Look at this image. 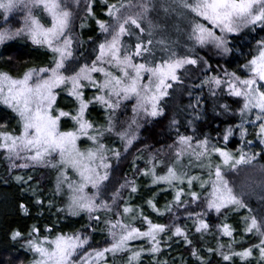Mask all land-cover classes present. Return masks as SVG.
I'll list each match as a JSON object with an SVG mask.
<instances>
[{"label": "snow or ice", "instance_id": "1", "mask_svg": "<svg viewBox=\"0 0 264 264\" xmlns=\"http://www.w3.org/2000/svg\"><path fill=\"white\" fill-rule=\"evenodd\" d=\"M95 2L0 0V46L26 38L33 46L51 54L46 66L27 67L20 75L0 70V105L10 110L17 125L16 129L8 130L7 123L0 124V151L9 161L10 172L38 167L53 170L56 175L52 196L64 200V206L58 207L57 212L67 217L85 214L88 221L82 229L72 232H54L53 227H45L43 235L41 228L34 224L26 235L17 229L11 232L10 238L21 242L22 249L31 253L28 264H115L117 258L124 264H142L145 256L151 264H168L159 258L163 246L171 247L174 237L192 245L190 230L176 223L178 216L166 224L154 222L144 215L143 208L127 202L120 209L122 191H138L134 180L125 179L105 198L112 179V161H119L121 151L104 141L114 136L127 151L139 139L141 119H155L165 114L174 85L183 84L182 76L188 66L203 64L205 72L211 68L196 53L197 47L212 46L227 55L233 51L229 46L230 36L250 35L257 28L264 31V0H175L164 11H178L184 23L183 34L191 47L183 55L176 51L179 42L167 35L166 23H154L150 18L157 8L156 0H139L136 4L131 0L127 3L101 0L108 20L96 19ZM82 3L85 17L80 18ZM16 13L22 16L18 26H12ZM89 17L95 20L102 38L98 41L89 38L94 44L91 49L94 58L82 59V54L77 56L76 52L84 42L75 27L77 19ZM78 26L83 30L87 25ZM126 37L132 42L127 43ZM254 40L250 58L241 65L242 75L224 69L221 75L207 76L200 85L209 86L213 96L216 89L223 87L229 96L239 99L236 113L228 104L219 105L221 113L240 118L239 124L225 128L216 138L223 145L213 143L207 135L197 137L195 121L202 118L197 97L196 103L189 105L194 113L187 121L192 135L181 134L179 121L173 117L171 126L176 129L177 139L168 146L171 158L166 162L159 155H153L146 162L150 167L140 172L151 177L152 185L167 186L161 191L173 192L172 201L163 211L157 208L155 195L146 204L159 216L183 207L194 231L201 236L211 234L213 227L206 219L207 213L224 214L227 220L228 212L247 211L241 218L242 236L255 238L254 241L249 244L244 239L237 240L236 229L227 222L216 225V233L227 237L228 242L218 241L215 248H207V258L193 248L191 255L199 264H211L212 255L219 256L222 264H236L237 259L240 264H264V208L254 213L247 202L253 196L264 202V178L241 182L239 190L235 180L228 179L230 174L239 176L246 169H255L261 155L245 151L243 145L235 152L229 150V137L235 130H239L241 139L250 147L253 141L246 140L248 126L255 128L254 135L264 146V37H254ZM86 91L93 94L86 97ZM61 92L72 98L75 105L72 110L65 111L57 105ZM129 104L132 116L121 124L118 117L128 110ZM93 106L104 110L103 124L88 119V110ZM65 120L72 122L71 128L62 127ZM81 141L89 142L90 146L82 148ZM193 165L206 170L207 179L192 175ZM158 167L162 174L157 171ZM259 173L264 177V165L259 166ZM13 178L18 184L29 185L24 191L32 193L37 206L45 205L39 196V185L33 188L30 184L31 175ZM194 185L199 186V192L193 190ZM190 204H197L203 211L191 210ZM52 206L50 199L47 207ZM19 207L25 215L29 213L26 205ZM101 223L105 225L108 239L105 246L94 247L92 233ZM136 241L146 243L136 245ZM237 244L241 245L239 250L235 247ZM0 264L23 262L18 256H10L0 260Z\"/></svg>", "mask_w": 264, "mask_h": 264}, {"label": "trees", "instance_id": "2", "mask_svg": "<svg viewBox=\"0 0 264 264\" xmlns=\"http://www.w3.org/2000/svg\"><path fill=\"white\" fill-rule=\"evenodd\" d=\"M166 1L167 2H164V0H156V12H152L150 18L156 20L158 23H166L167 35L171 40L179 42L176 51L183 55L187 52V48L191 47V43L186 41L183 34L184 23L181 20L178 11H170L168 13L164 11L165 7L174 5L175 0ZM115 2H117V0H109V3ZM127 2L128 0H125V3ZM131 2L136 4L139 0H131ZM100 3L101 2H99V4H93L95 17L99 15V17H103L101 20H108L109 18L106 15V8L104 5L100 6ZM79 11L80 18L85 17L83 9L81 10L80 8ZM82 22H87V26L83 30L78 26ZM177 29H180V31H177ZM245 31L247 32V30ZM75 32L79 34L80 39L84 42L83 47L77 49L76 55L81 56L82 54V59L94 58V55L91 54V49L94 47V44L89 42V38H91L92 41H98L102 38L100 31H97L96 29L95 20L91 17L86 20L77 19ZM254 37L257 39L264 37V31L257 28V31L250 35L242 33L239 37L230 36L229 40L231 43L229 46L233 48V51L227 55L219 53L216 49L209 46L205 48L197 47L196 53H198L200 57H203L208 65H211V68L205 72L203 64L199 66H188L187 72L182 76L183 84L174 85V88L180 89V95H177V92L171 96L168 106L165 109V114L162 117L155 119H141L140 123L142 126L138 131L139 140L137 139L134 141L127 151H125L124 145L117 138L113 137L107 142L110 147L117 148L121 151V157L119 161H112V179L105 198L110 196L111 191L118 188L119 184L124 183L125 179L134 180L138 191L136 193H130V190L128 189L123 190V199L118 202L119 208L122 209L124 203L127 202L133 207L143 208L144 215L148 216L147 211L151 208L146 204V201L155 195L157 208L161 211L164 210V206L172 201V190L168 189L167 191H161L162 188H166L167 186L152 185L151 177L141 175L140 172L150 167L146 162L153 155H159V157L166 162L171 158V151L168 146L172 145L177 139L176 129L171 126V120L173 117L179 121L178 127L181 134L192 135V128L188 126L187 121L192 119L194 113L189 105L195 104L197 97L200 98L199 110L202 113V118L195 121L194 125L197 129V137L202 138L204 135H207L212 138L213 143H217L218 146L223 145V141H217L216 138L222 134L225 128L239 124L240 118L235 114L225 115L221 113L219 105L228 104L232 109V112L236 113L239 109V99L229 96L223 87L216 89V95L213 96L209 92V86L200 87V85L207 76L221 75L222 70L224 69H227L229 72L235 71L238 75H242L241 65L250 58V45L254 47ZM125 40H128L127 37ZM157 54L162 55L163 53L158 52ZM50 56L51 54L47 51L41 52L38 47L33 46L27 40L14 41L8 43V45L0 47V70L8 71L14 76L20 75L25 71V68L32 65H47ZM99 110L103 109L99 106L90 107L88 110V119L98 124H103L105 122V117H98L97 112ZM128 112L129 111H126V113ZM217 113L221 114L217 115ZM14 121L16 120L10 110L0 105V124L7 123L9 129L11 128V125L15 123ZM124 121L121 120V124H123ZM143 129L144 131H142ZM255 142L256 143H253V146L255 147H251L256 148L257 150V147H260V144L258 140ZM242 145L244 146V150L248 151L249 146L241 139L239 130L237 129L234 131V134L229 137L227 148L234 152ZM259 150L260 152L258 151V153H261V155L258 158H261V160L263 159L264 161V150ZM7 162L5 154L0 152V260L8 259L10 256H18L19 261L23 262V264H28V261L32 258L31 253H26L22 249L21 242H14L11 240L10 236L12 231L18 229L26 235L32 225L35 224L41 228L42 235L44 234L45 227H53L54 232H72L75 231V229L70 231L68 230V227L70 224L74 223L75 220H73L74 217H67L64 213L57 212L59 205L62 207L64 206V203H61L63 200L53 202L51 208L47 207V199L52 195V190L55 185L56 173L53 170L38 167L25 171V173H23L22 170L15 171V169L10 172L9 164ZM259 166L260 165L256 164L255 169H258ZM250 169L251 168H249V170ZM157 171L161 172V168L158 167ZM205 171L206 170H202L195 165L191 168L192 175H201L204 179L207 178ZM15 175L32 176L33 179L30 184L33 188L39 185V196L45 201L43 207H39L35 204V197L32 193L30 191H24L29 185L18 184L13 178ZM50 186H52V188H50ZM197 186L198 185H194L193 189L199 192L200 190L195 188ZM247 199L249 207L253 208L254 213L261 208H264V202L260 201L258 196H253ZM20 204L26 205L29 209L27 215H25L20 209ZM189 207L196 212L203 211V208L198 207L197 204H190ZM151 211L153 210L151 209ZM41 212L43 215L39 214ZM153 213L155 212L153 211ZM228 215L229 212L227 213V216ZM173 216L179 217V219L176 220L177 224L182 227L187 226L190 230L189 238L192 240V245L186 244V246L188 245L187 248H184L185 246H183L179 252L169 253L168 258L166 259L168 264H199L196 257L191 255L193 248L197 249L201 256L207 258L205 249L209 247L215 248L217 242L223 241V238L225 240L227 239L228 242L227 237L222 238L216 233L215 227L225 219L224 214L219 216L214 212L206 214L207 221L210 225H213V227L211 229V234L200 236V239L195 235L196 232L194 231L192 220L187 218V212L184 211L183 207L179 210L173 209L172 213L160 216L161 222L159 223H172ZM233 219V221L236 222L234 217ZM152 220L157 222L156 219ZM235 224L236 223L231 225L234 229H237ZM137 226H140L139 221H137ZM92 238L94 239L91 241L92 246L102 247L106 245L108 237L103 223L97 226V231L92 233ZM176 240H180V238L174 237L172 242H175ZM235 247L239 250L241 245L237 244ZM166 252L167 251H165L164 247L161 256L165 257ZM161 256L159 257L160 259H162ZM144 258L142 262L143 264H151L149 258ZM211 264H222L219 256L212 255Z\"/></svg>", "mask_w": 264, "mask_h": 264}, {"label": "rangeland", "instance_id": "3", "mask_svg": "<svg viewBox=\"0 0 264 264\" xmlns=\"http://www.w3.org/2000/svg\"><path fill=\"white\" fill-rule=\"evenodd\" d=\"M99 2H101V0H96V4H99ZM164 2H167L166 0H164ZM94 3V4H95ZM82 6L80 7L81 8V10L82 9H84V5H83V3L81 4ZM100 6H103V4L102 3H100ZM84 11V10H83ZM80 12V11H79ZM154 12H156V10L154 11ZM21 16H22V13H16L15 14V20H13L11 23H12V26H18V21L20 20V18H21ZM80 17V16H79ZM103 17L102 16H100L99 17V15L96 17V19H102ZM153 22L154 23H158L156 20H153ZM76 23H77V21H76ZM83 23V22H82ZM86 23V25H87V22H85ZM79 24V23H78ZM185 27V26H184ZM96 29H97V31H100L99 30V28H98V26H97V24H96ZM19 40H27L26 38H22V39H17V40H14V41H19ZM14 41H10L9 43H11V42H14ZM28 41V40H27ZM127 43H131V40H125ZM28 42H30V41H28ZM31 43V42H30ZM6 45H8V44H6ZM1 47V46H0ZM209 47H212V46H209ZM213 48V47H212ZM38 49H40V51L41 52H43V51H46L44 48H40V47H38ZM50 54V53H49ZM32 66H34V65H32ZM44 66H46V65H44ZM26 69V68H25ZM22 74V73H21ZM175 89V91L173 92V94L174 93H177V95H180V89H178V88H174ZM93 93L91 92V91H86V93H85V95H86V97H90L91 95H92ZM57 105L59 106V107H61V108H63L65 111H69V110H72L74 107H75V105H74V102H73V100H72V98L71 97H69L65 92H61V94H60V96L58 97V100H57ZM167 106H168V104H167ZM167 106H166V108H167ZM165 108V109H166ZM90 109V108H89ZM127 111H129L128 113H126V112H124V114L123 115H119V121H124V120H128V118L129 117H131L132 116V112H131V104H129V107H128V110ZM166 111V110H165ZM98 114V117L100 118V117H105V113H104V110H99L98 112H97ZM15 123H13V125H11V128H9L8 130H12V129H16L17 128V125H15L16 124V121H14ZM121 123V122H120ZM62 127L63 128H65V129H67V128H71L72 127V122L70 121V120H65V121H62ZM249 127V135L246 137V139L247 140H251V141H254L253 143H256L255 141L257 140V138H256V136L254 135V133H255V131H256V129L255 128H253V127H251V126H248ZM142 131H144V129L142 130ZM114 137V136H113ZM113 137H109V138H106L105 139V143H107V142H109V140L111 139V138H113ZM251 137H254V138H251ZM115 138V137H114ZM139 140V139H138ZM82 148H84V147H88V146H90V143L89 142H85V141H81V145H80ZM252 146H253V144H252ZM253 147H255V146H253ZM259 149H263L264 150V146H262V145H260V147H257V150H256V148H252L251 146L248 148V151H251V152H260V150ZM0 152H3V151H0ZM235 152V151H234ZM4 153V152H3ZM213 160L214 161H217L218 162V158L217 157H213ZM8 161V160H7ZM8 164H9V161L7 162ZM17 163H22V161H17ZM256 164L257 165H264V161H263V159L261 160V158H258V161L256 162ZM17 170H22L23 171V173H25V171H29L30 169H19V168H17V169H15V171H17ZM13 171V170H12ZM242 174V175H241ZM262 178H264V177H261V175H260V173H259V168L258 169H247V170H245V171H243V172H241L240 174H239V176H236L235 174H230L229 176H228V179H230V180H235V183H236V185H237V190H239V188H238V186L240 185V183L241 182H252V181H257V180H260V179H262ZM207 179V178H206ZM50 188H52V186H50ZM196 189H198V190H200V188H199V186H197V187H195ZM186 191H187V189H185ZM194 190V189H193ZM196 191V190H195ZM38 192H39V190H38ZM59 198V199H58ZM52 200L53 202H55V201H61V200H63V198L62 197H59V196H56V197H53L52 195L51 196H49L48 197V199H47V202H48V200ZM184 199H186V197H184ZM247 202H248V199H247ZM61 203H64V200H63V202L61 201ZM196 205V204H195ZM193 206V205H192ZM58 207H62V206H58ZM261 207V206H260ZM259 207V208H260ZM256 211V210H255ZM147 213H148V217L149 218H152V219H156L157 220V222H161V219H160V216H158V214L155 212V213H153V211H151V209H149L148 211H147ZM248 213H247V211L246 210H240V211H233V212H229V215L227 216V220H225V219H223V221L221 222V223H224V222H227V223H230V224H234V223H236L235 225L237 226V229H236V232H235V235H236V238H237V240H240V239H244V240H246L249 244L250 243H252L253 241H254V239L255 238H252V239H249L248 237H245V236H242V229H243V223H242V217L243 216H245V215H247ZM233 217L235 218V220H236V222H234L233 220ZM73 220H75L74 221V223H72V224H70L69 225V227H68V230H77V229H82L83 228V226L88 222L87 221V216L85 215V214H82L81 216H79V217H74L73 218ZM220 223V224H221ZM234 228V227H233ZM199 239H200V234L199 233H196L195 234ZM94 237V236H93ZM220 237H222V236H220ZM223 238V237H222ZM226 238V237H225ZM202 239V238H201ZM94 239L92 238V241H93ZM221 243H227V239L225 240L224 238H223V241H220ZM146 242L145 241H136V242H134V244H136V245H140V244H145ZM183 246H185L184 248H187V246H186V243L182 240V239H180V240H176L175 242H171V247H167V246H164L165 247V251H167L166 252V255H165V257H162V259L161 260H166L167 258H168V254L169 253H176V252H179L180 251V249L183 247ZM189 248V247H188ZM207 252H206V249H205V254H206ZM206 256L208 257V253L206 254ZM145 257H147V256H145ZM148 258V257H147ZM147 258H144V259H147ZM111 259V258H110ZM115 264H124V261L122 260V259H120V258H117V260H116V262H115ZM143 264V263H142ZM236 264H240V261L237 259L236 260Z\"/></svg>", "mask_w": 264, "mask_h": 264}]
</instances>
